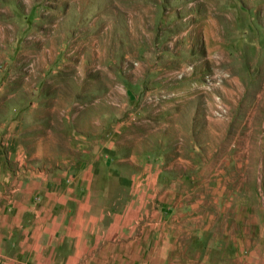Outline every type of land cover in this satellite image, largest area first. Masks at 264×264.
I'll return each instance as SVG.
<instances>
[{
	"label": "rangeland",
	"instance_id": "1",
	"mask_svg": "<svg viewBox=\"0 0 264 264\" xmlns=\"http://www.w3.org/2000/svg\"><path fill=\"white\" fill-rule=\"evenodd\" d=\"M42 203L76 264H264V0H0V208Z\"/></svg>",
	"mask_w": 264,
	"mask_h": 264
},
{
	"label": "crops",
	"instance_id": "2",
	"mask_svg": "<svg viewBox=\"0 0 264 264\" xmlns=\"http://www.w3.org/2000/svg\"><path fill=\"white\" fill-rule=\"evenodd\" d=\"M31 206V213H23V206L12 214L6 213L8 206L0 208V264H35L49 259L55 264L82 261L85 248L95 239L92 219L47 213L46 203Z\"/></svg>",
	"mask_w": 264,
	"mask_h": 264
}]
</instances>
